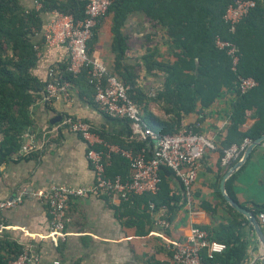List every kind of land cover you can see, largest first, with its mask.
I'll list each match as a JSON object with an SVG mask.
<instances>
[{
    "label": "crops",
    "instance_id": "obj_1",
    "mask_svg": "<svg viewBox=\"0 0 264 264\" xmlns=\"http://www.w3.org/2000/svg\"><path fill=\"white\" fill-rule=\"evenodd\" d=\"M48 16L49 13L46 20ZM147 19L140 11L130 14L123 26L128 65L139 75L141 92L135 103L142 119L159 133L166 129L157 126L156 120L175 125L179 130L191 128L219 146L218 150L208 152L202 161L191 204L184 198L180 180L172 175L167 179L163 193L166 202L157 210L150 208V198L146 200V197L127 201L113 195L75 198L69 202L66 212V239L53 241L47 237L51 231L50 207L35 194L54 186L86 187L94 182L86 158L88 144L62 125L64 118L78 117L92 124L97 134L104 135L98 134L102 143L96 148L100 151L106 148L113 156L122 150L132 151V142L140 140L133 133L130 122L112 118L100 110L94 89L82 76L70 86V103L55 102L53 109H48L41 100L34 104L33 127L26 134L24 144L33 143L36 150L27 160L0 168V201L24 199L20 206L4 211L10 225L4 226L3 231L19 232L28 250L39 256L38 264H51L53 260L62 264H177L172 245L184 239L193 226H200L214 241L242 245L246 256L243 264H260L258 260L264 247L250 223L240 225L237 209L230 207L225 194L254 213L261 222L264 142L253 149L240 168L234 169L244 154L229 166L222 164L221 149L226 146L237 96L226 93L210 105H204L201 100L194 104L189 101L179 104L178 96H173L172 91H163L164 73L148 70L153 61L152 58L149 60V53L163 55L161 58L156 56V60L163 59L166 63H173L175 59L169 56L171 48L165 44L164 30L153 28ZM113 24L114 13L101 18L89 43L90 56L101 60L111 70L115 62ZM67 58L65 47L44 44L34 75L45 79L50 65ZM58 117L61 121L52 123ZM242 118L238 129L247 132L258 121L256 109L247 110ZM123 171L128 174L127 168ZM160 218L167 219L170 226H162Z\"/></svg>",
    "mask_w": 264,
    "mask_h": 264
},
{
    "label": "trees",
    "instance_id": "obj_2",
    "mask_svg": "<svg viewBox=\"0 0 264 264\" xmlns=\"http://www.w3.org/2000/svg\"><path fill=\"white\" fill-rule=\"evenodd\" d=\"M237 1L112 0L109 10L104 15L114 13L115 62L110 72L129 87V97L134 103L141 89L138 84L139 75L128 65L127 39L123 34V26L130 14L140 11L146 14L147 22L153 28L164 30L165 44L171 48L169 56L175 59L173 63H166L163 59L156 60V56L161 58L163 55L149 53V60L152 58L153 61L150 62L151 67L148 70L151 73L155 70L164 73L163 91H172L173 96H178L179 99L176 101L179 104L188 101L194 104L201 100L204 105H210L216 98L226 93L237 96L235 116L223 149L234 143L240 144L246 138L255 141L264 135V0H255L256 8L237 25L235 32H231L229 25L224 21V16L228 8ZM87 2V0H0V168L27 160L31 156L23 154L24 140L33 127V106L42 101L47 82L55 81L58 85L72 86L82 76L86 77L88 82V71L85 70L81 74L73 73L69 58L49 66L48 70H53L51 77L48 76V70L45 79L34 75L40 50L45 44L43 29L48 21L46 14L57 10L70 14L75 19H84L88 15ZM218 38L237 46L239 62L235 68L227 50H221L217 46ZM242 78H254L258 86L247 93H242L240 90ZM89 87L96 93L94 86L89 84ZM54 103L55 100L46 103L47 108L53 109ZM253 108L257 111V123L247 132L239 131V125L243 122L242 117L247 110ZM154 123L166 129L163 133L174 134L179 131L175 125L163 124L158 120ZM98 134L104 137L101 132ZM147 144L151 147L149 141L135 140L131 147L133 151H138ZM103 150L107 152L106 148ZM123 168H127L128 174ZM129 175L126 158L121 154L116 156L111 154L107 176L129 178ZM172 175L170 169L162 167V183L158 194L154 197L145 196L146 200L149 198L154 200L155 210L166 202L163 193L167 187V179ZM230 207L234 209L233 206ZM236 212L241 220V226L249 224L248 219L240 211ZM7 220L8 215L2 212L0 229L2 226L10 225ZM24 240L19 232L5 229L0 234V264H11L28 250ZM225 244L228 246L227 250L217 255L209 264H243L246 259L243 246L231 242Z\"/></svg>",
    "mask_w": 264,
    "mask_h": 264
},
{
    "label": "built area",
    "instance_id": "obj_3",
    "mask_svg": "<svg viewBox=\"0 0 264 264\" xmlns=\"http://www.w3.org/2000/svg\"><path fill=\"white\" fill-rule=\"evenodd\" d=\"M88 15L84 19H75L70 14L57 10L51 11L44 26L45 44L63 46L70 59V69L75 74L88 71V82L96 89L95 101L100 110L112 118L127 120L132 126L133 133L142 141H149L146 147L138 151L122 150L129 166V178L107 176L111 154L96 148L101 144L100 136L92 124L73 116H66L62 125L73 134L81 137L88 144L86 158L91 165L94 182L86 187L60 186L35 194L42 202L47 203L51 213V231L47 237L53 241H64L68 234L65 231L66 212L72 199L87 196L113 195L122 201L135 197H154L158 194L162 183L161 168L167 167L182 184L184 198L191 204L194 188L199 178L202 161L208 152L216 151L219 146L203 134L191 129L182 128L177 133H159L153 130L142 119L139 109L129 97V87L112 75L110 69L101 60L92 58L89 54V41L102 16L109 10L112 0H87ZM255 0H238L231 5L224 21L231 32L237 25L255 9ZM221 50H227L233 59L234 68L239 62L238 48L234 43L220 38L216 41ZM48 76H53V70H48ZM258 86L254 78H242L240 90L247 93ZM65 101L70 103L71 92L68 84L58 85L55 81L46 83V92L42 98L44 103ZM253 140L246 138L242 143L232 144L223 149L221 162L224 166L239 160ZM36 150L34 144L23 146V154L31 155ZM24 199L0 201V214L20 206ZM150 208L154 211L156 204L149 200ZM264 224V212L259 215ZM164 227H169L167 219H159ZM4 226L0 230L3 232ZM173 259L177 264H209L217 255L223 254L228 246L223 242L214 241L209 233L200 226H193L191 232L182 240L172 245ZM39 256L25 250L11 264H38ZM51 264H62L53 260Z\"/></svg>",
    "mask_w": 264,
    "mask_h": 264
},
{
    "label": "water",
    "instance_id": "obj_4",
    "mask_svg": "<svg viewBox=\"0 0 264 264\" xmlns=\"http://www.w3.org/2000/svg\"><path fill=\"white\" fill-rule=\"evenodd\" d=\"M61 119H62L61 117L54 118L52 120V123H55L56 121H61ZM263 142H264V135L253 141V143L247 148L246 152L244 153L243 159L237 164V166L234 169L240 168L247 161L253 149L256 148L258 145L262 144ZM223 189L225 191V186ZM225 198H227V200L233 207H235L244 216H246L250 225L254 228L257 239H259L260 244L264 247V227H262V223L258 220L255 214L252 213L251 211H248L247 208L241 206L238 202H236L233 198L229 197L227 194H225ZM258 261L261 264H264V253L260 256Z\"/></svg>",
    "mask_w": 264,
    "mask_h": 264
}]
</instances>
